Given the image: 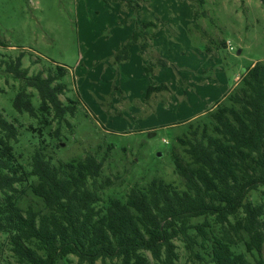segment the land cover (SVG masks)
<instances>
[{
	"label": "trees",
	"instance_id": "16d2710c",
	"mask_svg": "<svg viewBox=\"0 0 264 264\" xmlns=\"http://www.w3.org/2000/svg\"><path fill=\"white\" fill-rule=\"evenodd\" d=\"M115 1L140 8L137 0ZM143 26L125 44L123 60L134 45L151 48L157 26ZM24 56L2 60L19 82L14 108L37 122L26 131L38 137L25 160L17 149L24 125L0 110V237L8 258L16 264H178L181 245L191 264H264V202L249 198L264 187V61L209 111L210 122L191 124L178 138L183 151L175 149L172 159L181 186L156 177L122 198L106 194L117 185L104 173L112 147L102 157L55 159L48 138H59L60 127L53 123L78 109L73 99H60L69 70L57 65L30 75ZM167 89L151 85L146 97Z\"/></svg>",
	"mask_w": 264,
	"mask_h": 264
},
{
	"label": "rangeland",
	"instance_id": "374dc122",
	"mask_svg": "<svg viewBox=\"0 0 264 264\" xmlns=\"http://www.w3.org/2000/svg\"><path fill=\"white\" fill-rule=\"evenodd\" d=\"M137 1L140 8L115 0H0V110L24 125L18 151L28 160L38 137L26 128L37 122L14 108L19 82L2 60L24 52L30 75L68 68L60 99H73L78 109L53 123L60 137L48 138V148L56 160L71 161L102 157L112 147L104 173L117 185L107 197L123 198L136 183L156 177L181 186L172 159L175 149L183 151L178 138L191 124L210 122L209 111L264 61V0ZM147 22L157 26L153 51L134 45L123 60L125 44ZM160 84L168 89L148 99V87ZM249 198L264 202V187ZM4 242L1 236L0 247ZM179 249L178 264H191ZM1 250L0 264H16L6 246Z\"/></svg>",
	"mask_w": 264,
	"mask_h": 264
},
{
	"label": "crops",
	"instance_id": "0c3cea01",
	"mask_svg": "<svg viewBox=\"0 0 264 264\" xmlns=\"http://www.w3.org/2000/svg\"><path fill=\"white\" fill-rule=\"evenodd\" d=\"M155 34H157V33L155 32ZM151 44H152V42H151ZM151 50L153 51V49L150 48V49L148 50V52L146 51V53H147V54L151 53Z\"/></svg>",
	"mask_w": 264,
	"mask_h": 264
},
{
	"label": "flooded vegetation",
	"instance_id": "af4514ba",
	"mask_svg": "<svg viewBox=\"0 0 264 264\" xmlns=\"http://www.w3.org/2000/svg\"><path fill=\"white\" fill-rule=\"evenodd\" d=\"M2 46H5V47H6V45H2ZM8 47H10V46H7V48H8Z\"/></svg>",
	"mask_w": 264,
	"mask_h": 264
}]
</instances>
